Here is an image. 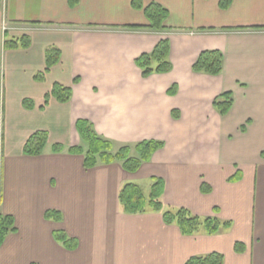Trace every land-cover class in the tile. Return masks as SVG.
I'll list each match as a JSON object with an SVG mask.
<instances>
[{
  "label": "crops",
  "instance_id": "crops-1",
  "mask_svg": "<svg viewBox=\"0 0 264 264\" xmlns=\"http://www.w3.org/2000/svg\"><path fill=\"white\" fill-rule=\"evenodd\" d=\"M220 1L142 0L169 13L167 29L155 32L124 28L149 25L133 0H79L75 7L69 0H0V19L5 14L31 39L27 50L0 46V213L16 226L0 247V264H185L211 253L224 264H264V0H232L226 9ZM162 39L173 69L143 78L135 61ZM49 47L61 59L39 82ZM210 50L224 56L219 76L192 69ZM54 84L70 87L72 99L44 107ZM229 92L234 103L221 116L213 104ZM79 121L115 150L149 140L164 148L137 173L119 163L86 170L83 156L68 153L86 148ZM38 131L48 133L47 146L65 151L46 146L41 156L24 155ZM140 178L151 188L162 182L164 212L185 208L231 227L184 236L163 211L125 214L120 189ZM48 211L62 221L47 220ZM58 231L77 249L58 243Z\"/></svg>",
  "mask_w": 264,
  "mask_h": 264
},
{
  "label": "trees",
  "instance_id": "trees-1",
  "mask_svg": "<svg viewBox=\"0 0 264 264\" xmlns=\"http://www.w3.org/2000/svg\"><path fill=\"white\" fill-rule=\"evenodd\" d=\"M79 0H69L70 6L75 7ZM232 0H221L220 7L228 8ZM132 5L135 9L143 10L149 25L148 26H126L125 29L141 30L149 29L155 32H162L167 29L165 21L168 18V11L158 5L151 4L144 7L142 0H133ZM1 9V3H0ZM37 25L38 23H27V25ZM5 41L3 48L6 51L27 50L31 46L30 36L27 34L12 36L8 31L4 34ZM170 44L168 39H162L150 54H144L136 59L135 64L141 70L143 78H148L153 74H167L173 69L170 62ZM46 68L43 72L35 76L36 81H43L49 71L59 64L61 51L57 47H49L45 51ZM2 57L0 53V65ZM224 56L220 51L210 50L202 52L193 65L195 73H204L210 76H219L223 72ZM176 86L171 89L172 95L177 92ZM51 99L60 104H67L72 99V89L70 87L54 84L50 93L45 97L44 107L49 104ZM232 93H224L214 101V108L221 116H226L233 106ZM23 105L26 109L32 110L34 103L30 100H24ZM175 118H179L177 112H173ZM77 131L86 148L76 147L68 149L71 155L83 156V166L86 170L96 168L98 165H112L119 163L128 173H137L144 163L152 160L153 155L164 148V143L155 140L142 141L135 146H123L118 150L114 149L113 143L101 138L94 130V127L87 121L77 123ZM48 133L38 131L31 135L23 148V154L30 157L41 156L48 144ZM54 153H62L65 148L62 145H53ZM264 159V152L261 154ZM234 181V179H233ZM202 191L208 193L209 187L202 185ZM162 182L155 180L149 197H146L141 187L134 183L124 185L119 192L118 199L122 211L125 214H146L148 212H162L163 203ZM163 220L167 225L177 226L184 236H196L201 230L208 235L217 234L221 229L231 227V222H221L216 217L201 218L188 209L180 208L174 211L163 212ZM47 220L56 222L62 221V215L57 211H48L45 214ZM16 232L15 220L11 216L0 213V247L4 244L6 238ZM55 240L62 243L70 251L77 249V241L70 239L67 235L58 231L55 233ZM239 246V245H238ZM185 264H224V257L218 253H211L206 256L190 258Z\"/></svg>",
  "mask_w": 264,
  "mask_h": 264
},
{
  "label": "rangeland",
  "instance_id": "rangeland-1",
  "mask_svg": "<svg viewBox=\"0 0 264 264\" xmlns=\"http://www.w3.org/2000/svg\"><path fill=\"white\" fill-rule=\"evenodd\" d=\"M5 14L3 15V17L0 19V46L3 45L4 41H5V37L4 34L6 31H8L10 33V35L12 36H20V35H24L26 33L29 32V30H27L25 27L22 26H14V25H10L5 19H4ZM28 28V27H27ZM47 150H50L52 145L47 146ZM138 185L141 187V189L143 190L144 194L146 197H149L150 193H151V182L148 178H140ZM164 212V210H163ZM165 212L167 211V208L165 209ZM203 231V230H201Z\"/></svg>",
  "mask_w": 264,
  "mask_h": 264
}]
</instances>
